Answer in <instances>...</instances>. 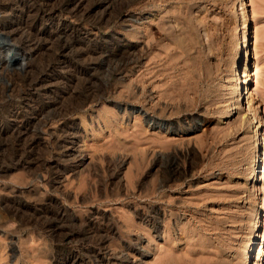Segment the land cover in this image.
Masks as SVG:
<instances>
[{"label": "rangeland", "instance_id": "1", "mask_svg": "<svg viewBox=\"0 0 264 264\" xmlns=\"http://www.w3.org/2000/svg\"><path fill=\"white\" fill-rule=\"evenodd\" d=\"M110 2L106 24L64 13L78 32L68 30L44 56L30 59L29 73L18 50L9 73L0 71V264H62L68 250L82 252L83 264H98L87 254L93 247L105 264H264V0ZM74 39L103 57L101 68L86 75L79 70L96 64L76 48L63 55L72 95L50 84L51 97L76 110L64 118L47 111L24 117L23 137L11 132L10 110L27 112L28 102L18 103L19 92L8 86L15 81L22 92ZM245 66L249 81L240 88L250 94L225 117ZM253 108L254 129L241 121ZM24 136L39 142L27 163L18 160ZM171 159L177 174L168 169ZM44 160L53 167H42ZM20 199L38 209H66L72 228L94 219L99 234L109 225L114 235L101 247L57 238L45 216L36 223L30 212L12 211Z\"/></svg>", "mask_w": 264, "mask_h": 264}, {"label": "bare ground", "instance_id": "2", "mask_svg": "<svg viewBox=\"0 0 264 264\" xmlns=\"http://www.w3.org/2000/svg\"><path fill=\"white\" fill-rule=\"evenodd\" d=\"M110 4H111L110 0H0V71L1 72L2 71L8 72L10 70L9 69L10 60L13 59L11 56V52L18 50L21 53V56L23 57L22 64H25V67H24L25 71H26V73H29L31 70L30 59L34 60V59L40 57V55H42L44 51L46 52L47 49L50 50V47L52 49V47H53L52 45L55 42V39L57 37L62 36L63 34H66L68 32V30L69 31L71 30L73 33L78 32L76 27H70L69 25H67L62 20L61 16L64 13H69L72 16L76 17L78 20H81L84 22L85 21H91L93 24L101 25L104 22L106 15H109V16L111 15V14H108V13H110L109 11H111L109 9ZM116 15L117 14H115V16ZM111 17L112 16H110L108 19L110 20ZM14 22H17V23L15 24ZM243 22H244V24H243L244 27L248 29V27H247V22H248L247 21V13H246L245 8H243ZM103 24H106V23L104 22ZM34 25L37 28L39 27L38 28L39 33H37V32L34 33L33 35H35V37L34 36H32L31 38H29L30 36L26 37V35H28L29 32L34 30L33 29ZM87 33L88 32L86 31V34ZM41 34H42V36H41ZM30 35H32V34H30ZM66 37H68V36H66ZM244 37H245V40H244L245 46L247 48V40H246L247 30H245V32H244ZM70 38H71V36H70ZM16 40L20 41V45H18V47H17V45H16V47L13 46V47H15L13 49L9 45L12 42L14 43V41H16ZM90 40H92V39H90ZM96 40H98V39L96 38ZM107 40H109V39H107ZM13 43H12V45H13ZM87 43H88V41H87ZM81 44H82V47L78 48L77 45H81ZM253 46L254 45H252V48H254ZM75 48H76V50L78 49V57L85 58V60L91 62V64H94V65L96 64L93 69L91 68L92 70L90 68H88L89 66H86L85 68L82 67V69L79 70L80 73L90 75V71L96 72V71H98V69L101 68V63L103 62V57H102V54H99L98 56H96V54L98 52V50L96 48H93L90 45H85V44H83V42L78 41L76 39L66 40V42L62 46L60 54L58 56V62L57 63H49V64H47L48 63L47 62L46 63L47 66H46L45 70L43 69L44 71L42 70L43 72L41 74L38 73L39 74L38 76L32 77L31 81H27L30 83L26 82L27 87L25 89H23L22 92L18 88V84L15 81H13L11 84L9 83L10 85L7 84V85H9L8 86L9 87V90H8L9 93L10 92L11 93H17V91L19 92V94L17 96V98L19 97L18 103L22 104L26 101L28 102L26 105L28 108L27 112L22 113V112H19V110H14V109L10 110L9 115L14 120V122H12V124H10L8 127V129L11 128V130H12L11 132L14 131L21 138L23 137V126L24 125L22 126V124H24V119H23L24 117H26L28 119V116H30V115H36L37 116V115H40L41 113L47 111L49 116L52 114V116L57 115L59 117L63 116V118H64L65 116L72 114V112L74 110H76V108L74 110L73 109H63L61 106H62V104H65V103L67 104V102H65L66 100L63 99L62 101H60L61 99H58L57 97L53 99L51 97L53 95V94L51 95V92H53V90L49 86L50 84H54V85L56 84L57 87H60L57 89H59V90L61 89L62 94H64V93L70 94L71 93L68 90V89H70L69 84H64V82H63L64 80H66V81L68 80V75H67L68 73L65 72V69L67 68V70H68L69 66H70V63L67 62L66 59L63 58V55L65 56V54H66L65 52L67 50H71V49L73 50ZM100 51H102V50H100ZM253 51H255V50H253ZM247 53H248V51H247ZM43 56H44V54H43ZM53 57H54L53 59L57 58V56L55 57V55ZM129 58H131V57H129ZM51 60L52 59H50V62H51ZM95 61H96V63H95ZM124 62H126V61H124ZM56 64L57 65L59 64V65L57 66ZM21 67H23V66H21ZM58 67H61L62 70L59 71ZM23 71H24V69H23ZM48 71L52 74V76H50L51 75L50 73L48 75L43 74L44 72H48ZM242 77L244 79H242L240 81H239V79L237 80L236 88L233 91L234 95L232 96V98L235 101L233 100L234 104L229 105L228 109L224 112L223 115L225 117H228L230 115L231 111L233 110V108H232L233 106H235V109L239 107L240 101L243 98V93L250 94V90L248 89V87H247V89H248L247 91H246V89H244L245 92H243V87H242V90L240 88V83L246 84L249 81V74L246 70V66L242 71ZM2 92H0V94ZM4 94L5 93H3L2 96H4ZM71 95L72 94H70V96ZM73 95L75 96L76 94H73ZM36 96H39L41 98L37 99ZM86 96L89 97L90 95L88 96V94H87ZM75 97H77V96H75ZM96 97H94V98H96ZM67 98H68V96H67ZM82 98H84V97H82ZM69 99H71V98H68L67 100H69ZM88 100H91V99H86L83 103H86ZM63 101L65 103H63ZM71 102L69 104L70 106L72 105ZM68 103H69V101H68ZM66 106H63V107L65 108ZM79 106L80 105H78V107ZM79 108H81V107H79ZM252 110L254 111V113L253 114L251 113V115H249L247 113L248 110L246 112L244 111L242 114V120L241 121L248 124L250 127H252L254 129V128H257L258 120H257V116H256V109L253 108ZM55 111H56V113H55ZM250 112H252V111H250ZM149 122H151V123L153 122L154 125L159 126V127L164 126L163 123L157 122L155 119H150ZM67 128H68V126H67ZM164 128L168 130L171 128V126L165 125ZM189 128H191V127H189ZM63 129H64V127H63ZM24 130H26V129H24ZM0 131H1V129H0ZM256 131H257V129H256ZM53 134H55V133H53ZM59 135H61V134H59ZM256 135H258V134L256 133ZM35 137H37V136H35ZM24 138H25L24 142H23L24 148H22V149H26V152H23V150H22V154L18 160H19V162L27 163V161H31L34 159L33 156L36 155L35 150H36L39 142L37 140H34L33 137H32L33 139H30V138L26 139L25 136H24ZM56 139H58V138H56ZM63 139H66V138H63ZM260 140H261V138H260ZM261 145H264V138H262ZM261 154H262V157H260V159L264 160V146H263V150H262ZM41 166L44 168L47 166L49 168L53 167L51 163H49L45 160H44V162L41 163ZM168 169L171 172H173L174 174L179 173V165L177 164L176 160L171 159V163L169 164ZM55 173L58 174V169H56ZM57 177L58 176H55L54 180ZM259 177H260V175H259ZM17 202H18L17 204L13 205L14 210H12V211H14V213L16 212L18 214L19 213L21 214V213L28 212L27 214H29V212H30V214H31L30 219H28V218L27 219L29 221L30 220H33L34 222L36 221V223L42 217L45 216L46 217V219H45L46 221L44 223L45 227L48 228L51 231V233L54 236H56L57 238L59 237V238L64 239V240H77V241L89 240L90 242L94 243L95 246L101 247L108 239H110L114 235V230L109 225L107 226L105 223H104L106 225L105 233L99 234L100 229H102V228H100L101 227L100 225H97L98 223L96 224V222H93L94 219H91V218H90L91 220H88L87 222H84V220H83V223L80 225L81 228L80 227H79V229L72 228V226L75 225V222H74L75 220L73 218H71L72 217L71 214L69 215L68 212L66 211V209L64 210L62 208H57L54 212H52V211L47 210V209L43 210V209L34 208L33 206L21 201V199H20V201L17 200ZM10 205H11V203H10ZM51 212H52V214H51ZM92 218H95V217H92ZM28 220H27V222H28ZM97 220H98V218H97ZM102 220H103V218H102ZM40 222L38 224H40ZM103 222H105V221H103ZM68 226H70L71 228H69ZM255 237H257V235ZM261 249L262 250H261L260 254L263 255L264 243H263V246ZM87 254L89 255L88 257H91L94 260H96L98 264H105L104 258L97 252L96 247H93L90 251H87ZM83 262H84V257H83L82 252H76L75 250H68L62 257V264H83Z\"/></svg>", "mask_w": 264, "mask_h": 264}]
</instances>
